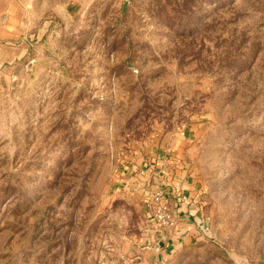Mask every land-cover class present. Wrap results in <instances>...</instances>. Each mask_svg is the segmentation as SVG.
Returning <instances> with one entry per match:
<instances>
[{
  "label": "rangeland",
  "instance_id": "374dc122",
  "mask_svg": "<svg viewBox=\"0 0 264 264\" xmlns=\"http://www.w3.org/2000/svg\"><path fill=\"white\" fill-rule=\"evenodd\" d=\"M0 21V264H264V0H0ZM166 159L190 216L163 230L167 179L125 180Z\"/></svg>",
  "mask_w": 264,
  "mask_h": 264
},
{
  "label": "crops",
  "instance_id": "0c3cea01",
  "mask_svg": "<svg viewBox=\"0 0 264 264\" xmlns=\"http://www.w3.org/2000/svg\"><path fill=\"white\" fill-rule=\"evenodd\" d=\"M7 19L8 18L6 17L4 19V21H6ZM4 21H0V24H2ZM10 37L12 38L11 27H9L8 25H5V24L2 26L0 25V40L7 39ZM182 140H183L182 138H178L176 141V144L183 143L184 140L183 141ZM171 163H172L171 159L169 161L166 159L165 164L160 162V165H158L154 170L153 169V160H150L149 163H144L142 165L143 166L142 168L136 170V173H135L136 177L134 180L129 178L128 180H125V182H129L132 189L138 188V189H140V192H144L145 190L156 188L155 185H157L158 181L159 182L161 181L160 178L162 175L163 180H164V178H165V180L166 179L167 180H166V182L161 183L160 188H165L166 190H168L169 187L171 189L173 187L177 188V186L179 185L178 183L181 180H178L176 178H178V177L181 178L184 175H183V173H178L173 177V179H172L173 174L171 176L165 175L164 173L167 171H168V173L170 172V174H171V172L173 173V166H172L173 164H171ZM157 172H160L161 175H159ZM131 173L132 172H130V174ZM156 174H158V176H156ZM164 176H166V177H164ZM179 190L175 189V192L171 193V194H173V199L175 198V201H176L175 204H177L179 206L177 216L184 219V214L186 213L185 209H187V208L185 207V204L183 206V203L181 201H182V199H186L187 197L181 196V194L178 193ZM141 199H143V197ZM143 200L146 201V199H143ZM184 202H185V200H184Z\"/></svg>",
  "mask_w": 264,
  "mask_h": 264
},
{
  "label": "built area",
  "instance_id": "2783aa9c",
  "mask_svg": "<svg viewBox=\"0 0 264 264\" xmlns=\"http://www.w3.org/2000/svg\"><path fill=\"white\" fill-rule=\"evenodd\" d=\"M132 191L140 192L138 191V188H134ZM169 194L170 193H168V191L163 188V190H161L158 195H155V196L150 195V199H151L150 209L152 211V219L156 223V226L163 230L174 227L177 223L176 222V216L178 214L177 206H174L173 208H171L168 205V203H166V200L168 199ZM193 210L195 213L199 212V208L197 207H194ZM174 212L176 216L174 215ZM189 213H190L189 211L186 212L184 214V218H186V215L190 216Z\"/></svg>",
  "mask_w": 264,
  "mask_h": 264
},
{
  "label": "trees",
  "instance_id": "16d2710c",
  "mask_svg": "<svg viewBox=\"0 0 264 264\" xmlns=\"http://www.w3.org/2000/svg\"><path fill=\"white\" fill-rule=\"evenodd\" d=\"M69 10L71 11V9L69 8ZM161 249H163V248H161Z\"/></svg>",
  "mask_w": 264,
  "mask_h": 264
}]
</instances>
